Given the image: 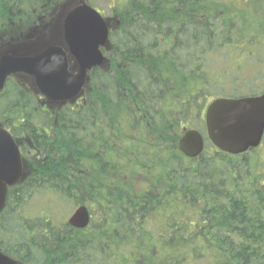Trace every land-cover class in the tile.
Segmentation results:
<instances>
[{
  "label": "trees",
  "instance_id": "obj_1",
  "mask_svg": "<svg viewBox=\"0 0 264 264\" xmlns=\"http://www.w3.org/2000/svg\"><path fill=\"white\" fill-rule=\"evenodd\" d=\"M102 1L106 60L77 100L51 102L24 74L0 92V125L24 158L0 215V251L20 264L72 263L68 246L77 257L78 248L107 255L109 240L94 251L68 223L86 205L96 215L90 229L114 236L116 264H197L187 261L193 255L264 264L263 159L206 150L188 159L178 146L185 129L203 133L200 113L221 84L225 40L259 20L264 0L250 15L229 0ZM82 2L97 4L0 0V55L59 44L65 13ZM92 258L82 260L98 264Z\"/></svg>",
  "mask_w": 264,
  "mask_h": 264
},
{
  "label": "water",
  "instance_id": "obj_2",
  "mask_svg": "<svg viewBox=\"0 0 264 264\" xmlns=\"http://www.w3.org/2000/svg\"><path fill=\"white\" fill-rule=\"evenodd\" d=\"M59 44L26 53H5L0 56V92L7 80L17 74L32 77L38 91L51 101L70 102L85 87L88 74L105 62L102 49L107 45L110 29L104 17L87 3L72 8L66 15ZM69 55L75 60L70 70ZM264 106V99L226 101L216 100L206 113V124L212 143L221 151L240 154L260 144L264 118L255 120L249 109ZM186 157L197 158L204 150L202 135L186 131L179 141ZM23 177V159L13 135L0 125V215L7 204L9 190ZM90 212L86 206L76 209L69 220L75 228L89 225ZM0 264H19L0 251Z\"/></svg>",
  "mask_w": 264,
  "mask_h": 264
},
{
  "label": "flooded vegetation",
  "instance_id": "obj_3",
  "mask_svg": "<svg viewBox=\"0 0 264 264\" xmlns=\"http://www.w3.org/2000/svg\"><path fill=\"white\" fill-rule=\"evenodd\" d=\"M235 2L236 0H229ZM243 0H239L241 2ZM250 29L243 31L241 36L227 38L221 52L223 63L221 64L222 79L219 86H211L209 88L208 95L205 96L206 100L201 110V119L203 120V134H204V151H208L211 154H221L222 156H240L243 158L260 157L264 163V132L257 147H250L243 153L231 154L228 152L220 151L211 142L210 135L206 124V113L209 106L218 99L226 101H242V100H259L264 99V10L259 12V20L254 21L250 25ZM249 115L252 116L250 120H255L263 116L264 118V106L249 109ZM206 144H208L206 148ZM264 173V170L262 171ZM89 225L86 229H76L75 231L81 235V240L87 242L92 247L90 249H97L99 246L96 244H104L108 240L110 242L109 251L106 255L105 250L98 248V252L86 253V255L80 256V248H78L77 254L69 253L68 250L71 247H66L65 258L72 263L68 264H84L82 259H88L94 257L91 260L97 259L98 264H116V246L114 236L103 235L101 231L90 229L97 223L95 221L96 215L91 214ZM71 226V225H70ZM72 227V226H71ZM111 233L115 235V223H111ZM67 242H69L67 240ZM95 244V245H94ZM104 247V246H103ZM82 248V247H81ZM101 254L96 256L97 254ZM123 257L126 260L130 259L129 252H125ZM77 258V260H76ZM76 260V261H75ZM75 262V263H74Z\"/></svg>",
  "mask_w": 264,
  "mask_h": 264
},
{
  "label": "rangeland",
  "instance_id": "obj_4",
  "mask_svg": "<svg viewBox=\"0 0 264 264\" xmlns=\"http://www.w3.org/2000/svg\"><path fill=\"white\" fill-rule=\"evenodd\" d=\"M96 1V5H95V8H97L101 13H104L105 14V16L107 15V8H106V5L103 3V1L102 0H95ZM236 3H238L239 2V0H236L235 1ZM239 3H242L243 4V10H245V11H249L248 13H246L247 15H250V14H252V10H253V8H254V6H256L258 3H262V1H260V0H245V1H242V2H239ZM235 7V9L236 8H239L238 6H234ZM257 9L258 10H260L261 9V6H259V7H257ZM259 17V14L257 15V18ZM248 32H249V30H252V29H250V27H248ZM220 57H221V55H220ZM221 60H220V64H222L223 63V60H222V57L220 58ZM220 70V74L222 75V72H221V69H219ZM221 79H222V76L220 77ZM126 144L128 143V141H126L125 142ZM189 159V158H188ZM251 161H253V158H251ZM165 220V219H164ZM164 220L162 221V222H160L159 223V221H155V226H156V228L158 227V225H160V226H163V224H164ZM195 219L193 218V217H191V218H189L187 221H191V222H193ZM192 248V245L191 244H189L188 245V249H191ZM187 258V261H189V262H197V264H210L209 262H207L206 260H205V258L204 259H201V260H199V261H197L196 260V256L195 255H193L192 257H190V256H187L186 257ZM131 264H133V263H131Z\"/></svg>",
  "mask_w": 264,
  "mask_h": 264
},
{
  "label": "bare ground",
  "instance_id": "obj_5",
  "mask_svg": "<svg viewBox=\"0 0 264 264\" xmlns=\"http://www.w3.org/2000/svg\"><path fill=\"white\" fill-rule=\"evenodd\" d=\"M186 158H189V157H186ZM189 159H193V158H189Z\"/></svg>",
  "mask_w": 264,
  "mask_h": 264
}]
</instances>
